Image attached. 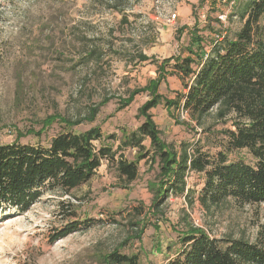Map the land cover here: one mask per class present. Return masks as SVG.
<instances>
[{
	"label": "rangeland",
	"instance_id": "1",
	"mask_svg": "<svg viewBox=\"0 0 264 264\" xmlns=\"http://www.w3.org/2000/svg\"><path fill=\"white\" fill-rule=\"evenodd\" d=\"M229 1L0 0V143L18 139L46 145L68 129L62 119L84 116L105 100L94 121L71 129L97 125L103 137L95 144L115 148L118 141L107 136L118 138L140 124L138 108L149 98L150 89L133 95L122 109L119 104L132 90L152 85L161 74L158 64L186 55L182 48L189 44L195 21L210 38L220 30L232 34L241 26L237 17H230ZM113 4L117 9L108 7ZM94 48L97 56L88 59ZM140 51L149 59L138 62ZM163 69L158 92L172 97L181 90V82L172 67L165 64ZM151 113L166 142L201 136V127L194 122L187 127L174 123L163 104ZM204 123L221 128L213 114ZM144 144L148 147V140ZM124 155L132 160L136 149L128 148ZM229 157L251 161L244 151ZM157 171L156 164L142 159L137 178L124 183L103 160L94 176L70 193L43 195L24 213H0V264H104L115 249L137 254L138 264H165L179 248L178 233L189 223L215 237L254 239L264 217L263 205L227 201L205 210L196 201L189 205L171 196L163 218L151 216L148 183ZM187 181L198 189L202 177L191 173ZM60 200L74 203L79 217L99 221L51 243L55 228L66 221L58 212ZM140 206L142 214L136 212ZM139 228L140 238L136 237Z\"/></svg>",
	"mask_w": 264,
	"mask_h": 264
},
{
	"label": "trees",
	"instance_id": "2",
	"mask_svg": "<svg viewBox=\"0 0 264 264\" xmlns=\"http://www.w3.org/2000/svg\"><path fill=\"white\" fill-rule=\"evenodd\" d=\"M229 2L230 17H237L241 26L232 34L220 30L210 38L201 33L202 28L195 21L189 44L182 48L188 53H181L170 63L158 64L157 73L161 74L152 80V85L132 90L127 100L119 104L118 109H122L133 95L150 89L149 98L138 108L140 124L118 138L116 134L107 136L118 141L115 148L95 144L103 137L97 125L81 131L71 129L94 121L105 100L84 116L62 119L68 129L54 135L46 145L18 139L0 143V213H24L43 195L70 193L88 182L103 160L114 167L118 180L130 183L137 178L138 162L142 159L157 166L154 180L148 183L152 193L149 211L157 219L163 218L171 196L181 197L189 205L196 201L205 210L227 201L264 207V0ZM108 7L117 9L114 4ZM96 52V48L90 49L88 59L97 56ZM137 57L138 62L149 59L141 51ZM165 64L172 67L181 82V90H175L172 97L158 92ZM160 104L174 123L187 127L194 122L201 127V136L178 143L161 139L151 113ZM212 114L221 128L205 126L206 117ZM128 148L136 149L132 160L124 155ZM242 151L251 157L250 162L229 157ZM191 173L202 177L198 189L188 185ZM57 206L60 217L66 221L55 228L51 243L88 229L100 219L79 217L76 205L68 200L58 201ZM140 207L136 208L138 214L143 213ZM140 233L139 228L136 237L140 238ZM177 238L179 248L165 264H264V217L253 240L243 236H211L192 223L180 230ZM138 263L137 254L128 255L116 249L104 259V264Z\"/></svg>",
	"mask_w": 264,
	"mask_h": 264
},
{
	"label": "built area",
	"instance_id": "3",
	"mask_svg": "<svg viewBox=\"0 0 264 264\" xmlns=\"http://www.w3.org/2000/svg\"><path fill=\"white\" fill-rule=\"evenodd\" d=\"M172 17L174 18L175 17V14H173Z\"/></svg>",
	"mask_w": 264,
	"mask_h": 264
}]
</instances>
